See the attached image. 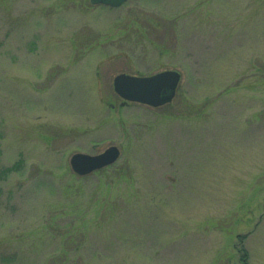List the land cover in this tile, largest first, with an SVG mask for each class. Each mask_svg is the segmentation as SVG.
<instances>
[{"label":"rangeland","instance_id":"1","mask_svg":"<svg viewBox=\"0 0 264 264\" xmlns=\"http://www.w3.org/2000/svg\"><path fill=\"white\" fill-rule=\"evenodd\" d=\"M166 70L171 103L122 106L117 75ZM111 146L114 165L73 171ZM240 249L264 264V0H0V264Z\"/></svg>","mask_w":264,"mask_h":264},{"label":"water","instance_id":"2","mask_svg":"<svg viewBox=\"0 0 264 264\" xmlns=\"http://www.w3.org/2000/svg\"><path fill=\"white\" fill-rule=\"evenodd\" d=\"M128 1L91 0V3L119 8ZM181 79V73L175 70H167L147 77L120 74L114 79V90L123 99L122 106L129 103H139L158 108L174 100ZM120 157V149L117 146H111L98 155L76 153L72 156L70 163L77 175L87 176L114 165Z\"/></svg>","mask_w":264,"mask_h":264},{"label":"trees","instance_id":"3","mask_svg":"<svg viewBox=\"0 0 264 264\" xmlns=\"http://www.w3.org/2000/svg\"><path fill=\"white\" fill-rule=\"evenodd\" d=\"M241 239V238H240ZM240 251L242 252V257H241V260H242V264H248V255L244 253V250L240 249Z\"/></svg>","mask_w":264,"mask_h":264},{"label":"crops","instance_id":"4","mask_svg":"<svg viewBox=\"0 0 264 264\" xmlns=\"http://www.w3.org/2000/svg\"><path fill=\"white\" fill-rule=\"evenodd\" d=\"M212 264V263H211Z\"/></svg>","mask_w":264,"mask_h":264}]
</instances>
